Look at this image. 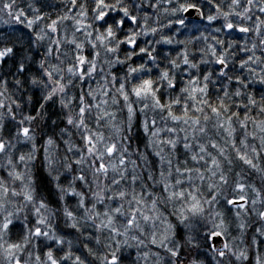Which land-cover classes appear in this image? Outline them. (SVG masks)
I'll list each match as a JSON object with an SVG mask.
<instances>
[{
    "label": "snow or ice",
    "instance_id": "1",
    "mask_svg": "<svg viewBox=\"0 0 264 264\" xmlns=\"http://www.w3.org/2000/svg\"><path fill=\"white\" fill-rule=\"evenodd\" d=\"M51 7L0 0V264H264V0Z\"/></svg>",
    "mask_w": 264,
    "mask_h": 264
},
{
    "label": "trees",
    "instance_id": "2",
    "mask_svg": "<svg viewBox=\"0 0 264 264\" xmlns=\"http://www.w3.org/2000/svg\"><path fill=\"white\" fill-rule=\"evenodd\" d=\"M33 0H17V3L21 6V7H27V4L28 3H32ZM225 2H227V0H225ZM49 3L54 5V7H51L50 9H48V11L50 12L52 18H56L57 17V13H58V10L59 12H63L64 9L62 7H60L61 3H62V0H49ZM151 10H149L150 12ZM7 17L6 15L3 13V12H0V33H7V34H10V35H14V36H17V37H20L21 38V42L24 43V44H27L28 43V40L30 39V36L27 32L26 29H24L22 26H18V25H15L14 23H11L10 25H6L3 23L4 20H6ZM66 24H71V22H66ZM64 27H65V24H62L61 25V32L63 33V30H64ZM138 30V29H137ZM79 35V34H77ZM233 35L235 36H242L243 34H238V33H234ZM183 38V37H181ZM59 109L56 105H50L49 106V112L50 113H55V112H58ZM55 118V117H53ZM47 131V129H46ZM0 175H4V173L2 171H0ZM37 177H38V181L41 182V184L43 185V172L38 168L37 169ZM254 182L257 184V186H259L260 184V181H259V178L258 177H255L254 178ZM50 188V186H49ZM52 200L54 201L55 200V197L53 196L52 197ZM255 218H253L254 220ZM257 225L256 224H251L246 232V234L241 237L242 239L245 240V243H250V240H251V237L253 236L254 234V228L256 227ZM62 231H67L66 229H61ZM240 236V234H239ZM13 238H15V229L13 230ZM69 238H72V237H69ZM73 239V243L75 245V240L74 238ZM239 244V243H238ZM245 245H240V247H244ZM259 250L262 254H264V246L263 244H261L259 246ZM245 264H253V260L251 259V256H250V260L248 262H245Z\"/></svg>",
    "mask_w": 264,
    "mask_h": 264
},
{
    "label": "rangeland",
    "instance_id": "3",
    "mask_svg": "<svg viewBox=\"0 0 264 264\" xmlns=\"http://www.w3.org/2000/svg\"><path fill=\"white\" fill-rule=\"evenodd\" d=\"M0 163H2V161H0ZM232 234H233V236H237V237H239V232H238V230L233 226V228H232ZM239 243V239L237 240V244ZM263 246H264V244H263ZM259 252H260V250H259ZM260 254L261 255H264V254H262L261 252H260ZM253 264H254V261H253Z\"/></svg>",
    "mask_w": 264,
    "mask_h": 264
},
{
    "label": "water",
    "instance_id": "4",
    "mask_svg": "<svg viewBox=\"0 0 264 264\" xmlns=\"http://www.w3.org/2000/svg\"><path fill=\"white\" fill-rule=\"evenodd\" d=\"M189 15H191V16H195V13H190Z\"/></svg>",
    "mask_w": 264,
    "mask_h": 264
}]
</instances>
